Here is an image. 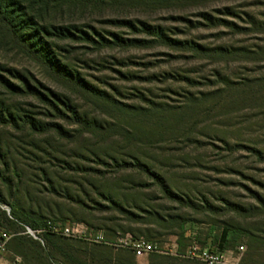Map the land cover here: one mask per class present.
<instances>
[{"label":"rangeland","instance_id":"rangeland-1","mask_svg":"<svg viewBox=\"0 0 264 264\" xmlns=\"http://www.w3.org/2000/svg\"><path fill=\"white\" fill-rule=\"evenodd\" d=\"M52 21L141 42L112 48L70 42L57 51L58 61L109 104L72 92L0 46V69L67 96L102 136L34 137L0 124L2 229L22 230L4 219L3 207L14 203L45 219L81 223L109 239L130 235L159 249L136 257L80 238L44 236L39 243L18 236L0 264H202L186 251H215L225 226L242 230L222 252L229 262L264 264V0L104 7ZM0 94L23 116L33 112L29 104L41 106ZM40 118L68 134L77 129L65 119Z\"/></svg>","mask_w":264,"mask_h":264},{"label":"trees","instance_id":"trees-1","mask_svg":"<svg viewBox=\"0 0 264 264\" xmlns=\"http://www.w3.org/2000/svg\"><path fill=\"white\" fill-rule=\"evenodd\" d=\"M190 1L202 0H0V46L7 47L10 50L13 49L24 55L38 65L49 78L72 92L76 94L85 93L92 100L95 98L97 101L109 104L110 101H108L104 93L89 86L79 78L74 70L58 61L57 51L71 48L67 44L70 42L84 43L93 47L112 48L130 46L141 41H124L114 34L110 35L109 39H106L97 35L92 28L91 32H87L82 30L81 27L74 25L62 26V24L53 22L52 19L76 10H100L104 7H161L170 3ZM109 23L129 26L133 29L132 23L130 24L126 21L114 20ZM140 25L147 29L144 24L141 23ZM153 34L161 39L160 33L155 32ZM7 72L0 69V89L14 98H20L21 96L30 98L41 106L29 104V107L35 111L28 112L27 115L23 116V111L16 104L7 106L1 100V125L19 130L27 129L30 135L34 137L50 132H54L61 139L81 138L88 133L95 137L99 136L101 126L96 125L93 120H89L84 114H80L67 96L55 94L36 81H30L17 76V74L12 75ZM8 77L14 79L16 83H12ZM112 106L115 105L113 104ZM120 111L123 110L121 109ZM40 117L65 119L71 125L76 126L77 129L73 131V134H68L62 126L55 122L46 123ZM42 173V176H44L43 171ZM0 204L5 205V200L2 197H0ZM7 206L9 215L5 211H3V214L4 216L6 215L4 219L8 224L17 226L22 224L32 229H39L49 221L68 223V221L60 218L57 220L45 219L41 215L23 210L14 203H9ZM155 219H158V217L156 216ZM2 225L0 222V229H2ZM241 233L242 230L239 228L228 226L221 228L219 236L213 241L216 247L215 251L219 253L228 251L230 245L237 240L238 235ZM184 234L185 230L181 229V237ZM44 236L45 238H59L49 234Z\"/></svg>","mask_w":264,"mask_h":264},{"label":"built area","instance_id":"built-area-1","mask_svg":"<svg viewBox=\"0 0 264 264\" xmlns=\"http://www.w3.org/2000/svg\"><path fill=\"white\" fill-rule=\"evenodd\" d=\"M7 215H9V209L3 207ZM21 231L17 233H10L4 229H0V257L5 252L6 246L9 240L18 236H26L33 240L42 243L44 235H53L64 238H80L89 243H98L110 246L113 249H125L131 251L134 256L139 257L150 253L158 252V247L155 244L149 243L143 239H136L130 235L118 237L117 239L106 238L101 232H92L87 229L81 223H66L61 222H46V224L39 229H32L26 225L20 224ZM238 251H242L243 247L237 248ZM186 255H189L191 259L199 261L202 264H232L229 262L225 253L215 252L205 247H193L188 248Z\"/></svg>","mask_w":264,"mask_h":264},{"label":"crops","instance_id":"crops-1","mask_svg":"<svg viewBox=\"0 0 264 264\" xmlns=\"http://www.w3.org/2000/svg\"><path fill=\"white\" fill-rule=\"evenodd\" d=\"M4 253H5V252H4ZM4 253H3V254H4ZM3 254H2L1 256H3Z\"/></svg>","mask_w":264,"mask_h":264}]
</instances>
